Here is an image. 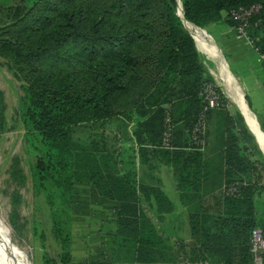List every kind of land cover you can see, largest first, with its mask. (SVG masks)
I'll return each mask as SVG.
<instances>
[{"label": "trees", "instance_id": "obj_1", "mask_svg": "<svg viewBox=\"0 0 264 264\" xmlns=\"http://www.w3.org/2000/svg\"><path fill=\"white\" fill-rule=\"evenodd\" d=\"M181 2L186 23L206 30L221 22L234 27L231 11L264 0ZM257 47L264 53V41ZM0 58L10 64L29 96L26 130L38 152L34 171L39 186L51 207L57 195L63 200L62 211L53 215L63 258L60 263L46 259V264H71L69 210L75 183L93 185L100 197L115 204L116 235L107 246L109 261L99 264H186L159 226L175 213L174 204L137 169V160L147 165L151 154L171 168L188 210L192 239L181 249L190 263L253 264L252 231L260 228L264 233L255 201L262 189L255 175L264 171V160L247 145L238 118L229 114L228 100L215 87L220 108L209 110L207 119L215 111L222 118L225 169L218 173L226 187L237 185V192L215 198L214 211L205 209L206 196L216 192L209 191L215 171L201 138L194 137L206 108L203 87L212 81L178 16V0L0 4ZM168 108L174 150L161 148ZM112 121L123 122L127 129L134 122L137 152L113 145L107 134L96 135L99 139L90 147L74 138L78 127Z\"/></svg>", "mask_w": 264, "mask_h": 264}, {"label": "rangeland", "instance_id": "obj_2", "mask_svg": "<svg viewBox=\"0 0 264 264\" xmlns=\"http://www.w3.org/2000/svg\"><path fill=\"white\" fill-rule=\"evenodd\" d=\"M22 2L24 0H0V4L4 7ZM223 15L226 16V13ZM211 29L208 27V32H211ZM228 62L236 70H241L238 74L242 79L241 85L246 93L247 102L257 117L264 118V71L261 70L257 55L250 52L237 62L235 60L233 63ZM28 97L24 84L18 79L10 64L0 58V221L19 254L28 264H46V259L60 263L63 250L54 233L53 215L62 211L63 200L57 195L56 204L51 207L36 179L34 165L38 152L34 143L30 144L25 120ZM230 108L233 114L239 116L234 106ZM239 128L255 155L264 160V155L259 151L242 120ZM131 133H135V127L127 129L123 126V122L112 121L98 125H84L76 128L73 134L74 138L86 147H90L93 141H98L96 135L107 134L113 145L133 149L136 146V137L131 136ZM221 161L219 155L212 165L215 177ZM255 176L260 179L262 184L260 186L263 189L261 193L259 191L256 193L255 200L257 212L262 216L264 215V171H260ZM165 181L170 199L178 210L182 209L173 175L168 174ZM67 197L69 198L68 194ZM72 205L73 208L69 210L72 219L71 264H99L109 261L107 246L112 242L114 236L112 233L117 229L112 207L100 199L86 198L75 193L72 195ZM215 205V200H211V208L214 209ZM213 209L210 211H214ZM151 217L154 219L153 215ZM183 221L184 219L180 218L181 233L169 230L166 226H160V230L171 240L175 252L179 255L178 260L181 263L194 264L190 263V256L187 254V257L185 250L181 249ZM174 222L176 223V220ZM116 226H118L117 222ZM186 251L189 252L190 249ZM205 262L212 264L209 260Z\"/></svg>", "mask_w": 264, "mask_h": 264}, {"label": "crops", "instance_id": "obj_3", "mask_svg": "<svg viewBox=\"0 0 264 264\" xmlns=\"http://www.w3.org/2000/svg\"><path fill=\"white\" fill-rule=\"evenodd\" d=\"M209 27L212 28L211 32H208L207 29L206 30L201 29V28L196 29V28H194V27L192 28V26H190V28H191L190 30L192 32L190 35L194 39L197 51L201 56L203 69H204L207 77L214 84V86L217 87L224 94L226 99L228 100L230 105L229 104H228L229 106L227 105V107H226L227 111L229 112V114L231 116H233V117L235 116L238 118V121H237L238 129L240 130L239 123L242 120L247 131L253 137L259 151L262 153V155H264V153L259 148V146L256 142V139L254 137L255 135L251 131L250 126H249V122L246 119L244 113H240L237 106L235 105V103L232 99V93L235 91L240 92V94L242 95L243 99L245 100V102L248 106L249 112L252 114V116H253V118H254V120H255V122H256V124H257V126L261 132L263 131L262 122L264 121V118L263 117L262 118L257 117L253 113V111L250 107V104H248V102H247L246 93L243 89V86L241 85L242 79H241V76L238 74V71L240 72L241 70L240 69L236 70V68H234L232 66V64H230L228 62V61H231V63H233L234 60L237 62L238 59H241L245 55L250 54V52H252L253 54L257 55L258 61L261 65V70L264 71V60L262 58V55L260 52H258L249 43L238 39L235 28L232 27L231 25H229L228 23L221 22L218 24L210 25ZM197 34L200 36H198ZM197 40H198V42H197ZM222 70H224V71H222ZM223 73H225V74H223ZM231 106H234L236 108L241 120L237 114L232 113L231 108H230ZM222 125H223L222 118L219 117L217 111L213 112L211 119H209V120L207 119V122H206V129H205L206 142H205V147L203 150L205 157H206V160H207L210 167H212V165L214 164L216 157L221 155L222 161L219 163V169H221V168L225 169V160H224V154H223L224 148H222V145L220 142V140H221L220 136L222 134ZM128 127H132V128L135 127L134 122L129 123ZM263 133H264V131H263ZM114 134H116V133H114ZM133 135H134V133H131V136H133ZM135 145L136 146L133 147V150L135 152H137L140 147L138 146L137 143H135ZM149 149L153 150L154 148L150 147ZM137 162H138L137 169L139 170L140 176L143 178V180L146 183L151 184V185H157V186L159 185L162 188V190L165 192V194L169 197L168 192H167V185H166L165 177H168V174L173 175L171 168L161 165L159 163V160L156 158L154 159L152 154L149 156V163L147 165L141 164L139 162V160H137ZM173 177H174V175H173ZM174 180H175V188L177 190V184H176L175 177H174ZM210 184H212V185H210ZM209 185H210L209 191L211 192L215 189L216 192L211 194V195L208 194L206 196V199L204 200L205 209H213L210 206L211 200H213V199L215 200V198H217V197L223 199L225 196L226 183L224 181V178L219 173L217 174V177H215V175H213V177L211 178V180L209 182ZM74 193L77 195H80L82 197L84 196L86 198H91V199L97 198V199L102 200L106 204H109L108 206L112 207L111 208V209H113L112 214L115 218V215H114L115 204H113L112 202L105 200L102 197H100L97 194L93 185L88 184V183H76L74 186ZM177 193L179 194L178 190H177ZM169 199H170V197H169ZM179 199H180V196H179ZM174 206L176 208L175 213L168 216L166 218V220L164 221V223L160 224L159 226H163V227L166 226V228L169 230H173L174 232L176 231L178 233H181L182 231L179 229L180 228L179 226L182 224V222H181V224H179L180 223L179 220H180V218L181 219L183 218L184 219V221H183V236H182L183 241H180V242H183L184 244H190L192 237H191V232H190L188 210L183 205H182V209H180V210H178V208L176 207L175 204H174ZM257 217L259 220L264 221V215L261 216L257 212ZM186 219H187V221H186ZM175 220H176V223L174 222ZM155 221H156V219H155ZM114 223H115V228H117L116 222H114ZM116 230L114 233H112L113 235L116 234ZM175 240H177V239L175 238ZM107 262L108 261H106L105 263H107Z\"/></svg>", "mask_w": 264, "mask_h": 264}, {"label": "built area", "instance_id": "obj_4", "mask_svg": "<svg viewBox=\"0 0 264 264\" xmlns=\"http://www.w3.org/2000/svg\"><path fill=\"white\" fill-rule=\"evenodd\" d=\"M230 19L235 24L234 28L237 38L249 43L258 52L257 47L259 41H264V3L254 4L248 7H241L230 12ZM261 53V52H260ZM264 60V53H261ZM203 97L206 102V108L199 118L195 132L198 136L194 140L200 139L202 150L205 147V129L207 122V113L209 110L219 109V96L213 83H206L203 87ZM164 127L161 139V148L166 150H174L173 146V130L174 125L171 112L168 108L165 114ZM237 185L225 187V195L232 196L237 192ZM251 253L253 255V264H264V233L261 229H254L251 235ZM194 264H208L206 262H197Z\"/></svg>", "mask_w": 264, "mask_h": 264}, {"label": "bare ground", "instance_id": "obj_5", "mask_svg": "<svg viewBox=\"0 0 264 264\" xmlns=\"http://www.w3.org/2000/svg\"><path fill=\"white\" fill-rule=\"evenodd\" d=\"M178 3H179V8H178L179 14L185 21V18H184L185 16L183 14V7H182L181 0H178ZM186 26L188 27L189 31L191 32L190 26L187 25V24H186ZM198 36H200V35H198ZM197 42H198V40H197ZM222 71H224V70H222ZM223 74H225V73H223ZM232 99H233L235 105L237 106L238 110L240 111V113H244L246 119L249 122L250 129L255 135L254 137L256 139V142H257L259 148L264 153V135L259 130V128H258V126H257L252 114L249 112L248 106H247L245 100L243 99V97L240 94V92H237V91L232 93ZM4 229L5 228H3L2 222L0 221V264H28V262L25 261L23 256H21L19 254L16 246L13 244V242L11 241L10 236L8 235V233H6V231Z\"/></svg>", "mask_w": 264, "mask_h": 264}, {"label": "water", "instance_id": "obj_6", "mask_svg": "<svg viewBox=\"0 0 264 264\" xmlns=\"http://www.w3.org/2000/svg\"><path fill=\"white\" fill-rule=\"evenodd\" d=\"M178 16L181 19L182 23L184 24V27L188 30V32L191 34V32L189 31L188 27L186 26V22L184 21V19L180 16L179 12H178ZM185 16V15H184Z\"/></svg>", "mask_w": 264, "mask_h": 264}]
</instances>
